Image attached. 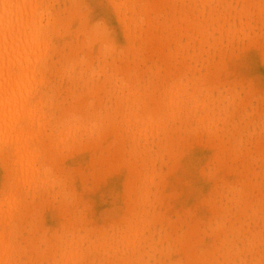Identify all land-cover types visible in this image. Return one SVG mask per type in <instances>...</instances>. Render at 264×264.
<instances>
[{"label":"rangeland","instance_id":"374dc122","mask_svg":"<svg viewBox=\"0 0 264 264\" xmlns=\"http://www.w3.org/2000/svg\"><path fill=\"white\" fill-rule=\"evenodd\" d=\"M49 15L31 146L50 183L23 190L13 264H264V0H54ZM130 110L155 120L137 124L147 139ZM3 143L0 200L18 177Z\"/></svg>","mask_w":264,"mask_h":264},{"label":"bare ground","instance_id":"6f19581e","mask_svg":"<svg viewBox=\"0 0 264 264\" xmlns=\"http://www.w3.org/2000/svg\"><path fill=\"white\" fill-rule=\"evenodd\" d=\"M53 1L0 0V141L2 140L0 143L2 144L5 139V144L15 145V151L13 150L15 156L13 157H17V160L15 161L14 158L12 161L18 167L16 182L10 188L9 194L4 195L0 200V264H13L12 225L21 206L23 190L38 188L50 183L47 172L42 173L41 169L37 167L40 158L36 150L38 147L34 149L31 145L33 137L39 135L34 127L37 123L42 127L44 125L39 116L43 115V118L46 116L42 114V108L45 106L44 98L40 97L36 100V86L52 47L51 23L50 19H45V17L52 14ZM185 93L182 82L174 83L167 89L169 96L167 109L171 117H181L185 113ZM133 99L132 101L136 105L134 102L137 99L136 96ZM193 106L199 107L197 103H193ZM136 111H131L134 116L128 115L127 117L136 120L133 121L136 123L135 129L137 128L138 132L141 131L142 129L138 130L137 124L142 122L147 127L143 130L148 128L150 130V127L155 124L153 117L147 114V117L138 119L139 113ZM134 113L138 115L136 116ZM127 118L124 119L125 122L128 120ZM133 123H129V125L132 126L135 124ZM77 125L66 123L62 132L66 130V133L72 136L73 132L70 131L71 129L74 131ZM33 128L36 129V134L35 131L33 133ZM77 129L76 131H78ZM142 131L139 136L142 135ZM66 133L63 134L65 136L63 140L69 137H66ZM39 138L37 137L36 143ZM4 143L3 145H5ZM150 178L153 180L154 175ZM146 198L149 199L148 191ZM65 253L64 251L63 256ZM76 254L74 252L70 256L74 257Z\"/></svg>","mask_w":264,"mask_h":264}]
</instances>
